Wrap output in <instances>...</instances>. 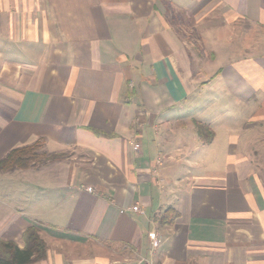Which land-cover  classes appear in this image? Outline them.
Returning a JSON list of instances; mask_svg holds the SVG:
<instances>
[{"label":"crops","instance_id":"0c3cea01","mask_svg":"<svg viewBox=\"0 0 264 264\" xmlns=\"http://www.w3.org/2000/svg\"><path fill=\"white\" fill-rule=\"evenodd\" d=\"M262 108L264 0H0V160L68 155L0 172V240L36 228L32 264H264V175L233 166Z\"/></svg>","mask_w":264,"mask_h":264},{"label":"trees","instance_id":"16d2710c","mask_svg":"<svg viewBox=\"0 0 264 264\" xmlns=\"http://www.w3.org/2000/svg\"><path fill=\"white\" fill-rule=\"evenodd\" d=\"M197 135L204 144H209L212 135L209 129L198 122L195 123ZM63 155L46 154L42 151V143H35L12 149L0 160V172L28 169L61 160ZM177 212L168 207L160 215L161 224H172L177 218ZM34 227L27 228L22 233L23 248H17L16 243L0 240V264H32L46 257L47 247L44 240Z\"/></svg>","mask_w":264,"mask_h":264},{"label":"rangeland","instance_id":"374dc122","mask_svg":"<svg viewBox=\"0 0 264 264\" xmlns=\"http://www.w3.org/2000/svg\"><path fill=\"white\" fill-rule=\"evenodd\" d=\"M248 104H243V103H236L230 99L226 102L223 103V101L221 102V104L217 107V109H257V107H252L249 106ZM264 109V108H262ZM247 117V113L245 114H237V121L239 123H242L241 127L244 130V134L248 135L251 134L253 135L254 131L252 130H248L247 129V125H248V121L245 120ZM243 133V132H242ZM259 135H253L255 138V142L250 145L252 147H254L258 152L256 156H253L252 161L250 162H243L241 163H234L233 166H235V169L238 168L240 165H251L252 167V173L255 174L256 176H258L260 179L261 177H263L262 175H264V126L263 129L260 130ZM252 136V137H253ZM63 156H68L67 154H63ZM214 165H217L218 167L215 166L214 171H217L218 173H223V174H227L230 172L229 168L231 167V165H229L228 162H224V161H220L219 163H214ZM232 168V167H231ZM258 178V180H259ZM253 181H255L254 179H252ZM256 182V181H255Z\"/></svg>","mask_w":264,"mask_h":264},{"label":"built area","instance_id":"2783aa9c","mask_svg":"<svg viewBox=\"0 0 264 264\" xmlns=\"http://www.w3.org/2000/svg\"><path fill=\"white\" fill-rule=\"evenodd\" d=\"M138 147V146H136ZM135 212H138L139 210L137 208H133L132 209ZM149 242H150V249L152 252L156 251L159 247H160V239H159V236L157 235V233L155 231H151L149 233ZM109 264H130V263H127V262H119V261H116V262H112V263H109Z\"/></svg>","mask_w":264,"mask_h":264}]
</instances>
